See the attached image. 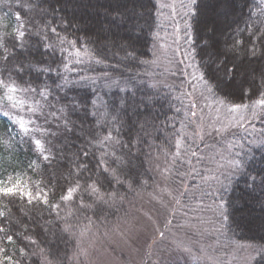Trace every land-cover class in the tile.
Returning <instances> with one entry per match:
<instances>
[{
    "label": "snow or ice",
    "instance_id": "6c2138e0",
    "mask_svg": "<svg viewBox=\"0 0 264 264\" xmlns=\"http://www.w3.org/2000/svg\"><path fill=\"white\" fill-rule=\"evenodd\" d=\"M65 2L0 0V11L8 9L0 16V105L7 102L16 112V115H10L9 111H0V116L6 118L13 129L0 130V264H65L68 259L74 264H86L90 253L81 243L70 258L52 253L47 239L51 221H47L49 227L39 224L42 213L47 210L59 218L61 208L75 202L81 209H90L99 219L105 209L118 202L122 206L125 197L120 189L136 191L149 186L152 177L147 170H134L130 159L132 147L147 144L148 140L137 137L135 141L130 139L128 144L120 140L125 126L122 117L133 107L135 93L121 87L126 82L117 79L113 73L119 71L121 64L128 67L155 63L154 60H140L141 55L149 53H141L137 45L141 40L145 43L151 40L155 48L159 33L154 32V27L164 9L171 10L174 33L183 32L184 45L173 52L174 55L179 53V59L172 75L182 77V83L188 85V91L183 93L190 98L183 112L187 124L181 122L180 131H175V123L161 125L174 132V144L164 152L163 164L159 160L156 164V171L165 186H158L148 193L149 203L153 205L151 209L126 213L112 231L131 246L145 236L141 264H144V257H147V264H178L181 258L185 264L191 260H195V264H201L202 260L204 264H221L217 258L203 256V248L194 251L193 244L183 241L169 242L167 247L162 244L173 226L178 231L195 230L200 235L208 232L206 226H210L212 232L227 238L229 232L235 234L242 227L236 218L242 194L251 196L259 191L264 195V70L259 72L257 79L255 72L249 74L245 68L252 61L264 60V0H257L255 4L252 0H244V8L239 7L238 0H180L179 12L175 3H164L163 0L154 3L149 0L150 8L143 0H128L131 7L128 3H117L111 9L112 23L124 27L128 39L120 44L113 42L117 51L111 53V59L116 61L115 64L110 63L107 45L89 48L88 45L96 42L85 39L81 44L80 38L73 36V32L80 29L66 16ZM250 5L254 11L245 13ZM177 15L179 22L175 19ZM254 16L256 21L249 23ZM34 37L36 45L33 44ZM178 39L174 38L173 43L176 44ZM34 46L42 56L49 57L50 62L25 64L19 58ZM58 54L61 56L59 63L55 59ZM151 55L155 56V51ZM84 57L95 66L97 75L81 74L73 83L88 86L97 99L69 97L64 91L69 81L62 73L73 71L83 63ZM26 69L49 77L55 75L64 83L53 80L55 89L47 83L43 87L28 86L22 78ZM99 88H115L113 95L117 99L100 101ZM121 92L123 96L119 95ZM22 93L25 98H21ZM32 94L40 100L33 99L31 105H26L27 96ZM199 101H204L203 107ZM89 105L92 111H89ZM141 105L147 110L149 100L141 99L135 103V109L139 110ZM25 108L35 119L26 121L19 116V111ZM205 108L210 109L207 116ZM76 111L91 116L103 132L102 136L90 132L88 144L102 150L107 145L120 144L128 151L119 155L114 150L105 153L95 169L89 167L90 153L86 146L67 154L64 146L57 145L61 143V136L74 134L76 125L69 115ZM175 111L180 113L181 109ZM41 117L47 127L38 124ZM53 122L55 130H51ZM189 126L193 127L191 134L185 132ZM16 128L18 132H15ZM32 133L39 134L38 138ZM207 138H212L214 143L209 145ZM23 145H27L33 156L26 163L19 159ZM201 146L208 148L211 154L202 152ZM58 153L59 159L67 161L66 172L49 171L57 161ZM197 165H206L208 175L198 171ZM28 174L39 178L26 180L24 176ZM197 175L208 185L206 189L198 186L199 197L196 192L189 194L190 185L195 181L185 183L189 177ZM206 199L211 203L206 204ZM261 207L264 209V202ZM206 211L211 212V219L204 218ZM161 213L165 214L163 230L156 227ZM178 213L185 221L183 224L175 222ZM72 215L71 212L67 214ZM67 216L62 226L58 224L61 236L75 237L78 228L79 238L91 232L94 226L91 217H86L87 223L79 227L78 218L72 223ZM37 227L42 231L37 232ZM150 227L152 236L147 235ZM102 236L107 239L109 233ZM94 246L95 242L89 244V247ZM237 247L243 252L239 258L241 264H264V244Z\"/></svg>",
    "mask_w": 264,
    "mask_h": 264
},
{
    "label": "trees",
    "instance_id": "16d2710c",
    "mask_svg": "<svg viewBox=\"0 0 264 264\" xmlns=\"http://www.w3.org/2000/svg\"><path fill=\"white\" fill-rule=\"evenodd\" d=\"M143 2L147 7H151L149 0H143ZM152 2L154 3L155 0H152ZM256 2L257 0H252V4H255ZM117 3H128V0H66L65 2L66 16L69 19H72L74 25L80 29L79 31L73 32V36L79 37L81 44L84 43L85 39L95 41L96 44L88 45L89 48L103 47L104 45H107L110 63L112 64H115L116 61L111 59V53L117 51V48L113 47V42L120 44L126 42L128 39V33L125 28L118 27L116 24L112 23V15L114 14L111 13V9L116 7ZM238 3L240 8H244V0H238ZM131 6V3H128V7ZM7 11L8 9L4 8L3 11H0V16H4ZM244 11L246 13L248 11H254V9L250 5ZM161 18V16L158 18L156 26L154 27V32L159 33V39L155 40V48H153V42L151 40L147 43H145L144 40H141L138 43L137 47L141 53H149L147 56L141 55L140 60H156L159 51ZM245 19H247V16H245ZM255 21L256 17L254 16L249 23ZM241 27H243V25H241ZM33 44H37L35 37L33 38ZM153 51H155V56L151 55ZM120 55H123V53H120ZM19 58L24 61L25 64L29 62H50V58L42 56L40 50H38L36 46L29 51L22 53ZM55 59L59 63L61 61V56L58 54ZM39 66H43V64H40ZM69 67L71 68L72 64H70ZM245 68L249 74L255 72L258 79L259 72L264 70V60L258 59L252 61L251 63L246 64ZM94 69L95 66L88 61L87 57H84L83 63L77 65L73 71L62 73L67 81H69L67 87L64 89L69 97L77 96L81 99L89 97L97 99V96H92L91 89L88 86L73 83L79 80L81 74L89 76L97 75V72ZM155 71L157 72L156 63H137L134 66L128 67L121 64L119 66V71L113 73L117 79L126 82L122 83L121 87H127L135 93L133 107L129 109L126 116L122 117L125 126L122 129L120 140L124 144H128L130 139L135 141L137 137L146 138L148 140L147 144H137L135 147H132V156L130 159L134 170H139L140 172H145L147 170L148 175L152 177V179L149 180V186L144 189L137 188L136 191H128L126 188L120 189L121 195L125 197L122 206L118 202L116 206L105 209L103 215L99 219L93 215L90 209H81L75 202L64 205L60 210L59 218H57L54 213L45 210L42 213L43 219H40L38 223L45 225V227H49L47 221H51L47 239L50 243L52 253L62 258L65 256L69 258L73 256L76 247L75 243L77 242L76 236H61L58 231V224L59 226H62V221L69 212L73 215L67 216V218L72 223H76L78 218L79 227H83V225L87 223L85 219L86 217H91L94 224L92 229L99 228V230H107V232H109L112 231L117 224L122 222L126 213L135 214L137 207L146 193L151 191L159 174L156 171L157 160L163 164L164 152L169 150L171 144H174L173 130L170 127L162 128L161 125L175 123V131H178L180 121V113L175 111L176 108H179L176 91L171 87L166 86L165 83L160 80V76L157 75ZM22 78L28 86L43 87L44 84L47 83V85L53 89H55L53 80H57L58 83H64L63 80H59L55 75L49 77L47 74H37L35 71H29L27 69L23 73ZM115 91V88L110 90L107 88H99V100L112 101L117 99V97L113 95ZM63 94L64 92H61V95ZM119 95L123 96L124 93L121 92ZM20 96L21 98H25L23 93L20 94ZM33 99L40 100V97L35 96L34 94L28 95L25 100L26 105H31ZM141 99L149 100L150 106L147 110L144 109L143 105H141L139 110L135 109V103H138ZM52 102L55 103V101ZM41 103H43L42 100ZM56 107H60V105H56ZM0 111H9L10 115H16V112L10 109L7 102L0 105ZM89 111H92L90 105ZM19 116L24 117L26 121L30 118L35 119V117H31L26 108L19 111ZM166 118H170V120ZM69 119H71L76 125L75 132L74 134H69L67 137L61 136V143L57 146H64L66 148V153L69 155L76 152L81 146H86L90 153L88 157L90 168L95 169L97 161L104 157L105 153L110 154L114 150L117 155H119L121 152L128 151L127 148H122L120 144H116L115 146L107 145L103 150L94 144H88L87 142L91 140V136L89 135L90 132L98 136H102L103 132L98 128L93 118L91 116H85L83 111L70 113ZM38 124L47 127L44 125L43 117L38 121ZM62 124L63 121H61V125ZM4 128L13 131L8 120L3 116H0V130ZM81 129H83V131H81ZM51 130H55V122H53V128ZM18 131L19 129L16 128L15 132ZM32 135L34 138H38L39 136L37 133H32ZM17 139L21 138L17 137ZM57 156V161L49 171L56 169L59 172H66L67 161L59 159V153ZM32 158V153L28 150L27 145H23L19 152V159L26 163ZM108 159L110 161V155L108 156ZM24 178L26 180H35L39 177L28 174L25 175ZM261 202H264V195L259 191L251 196L242 194L241 207L236 212V218L240 221L242 227L239 230H236L235 234L232 232L228 233L227 237L230 240L248 245L264 244V209L261 207ZM133 205L135 207H133ZM36 231L41 232L42 230L37 227ZM53 233H55V237H53ZM78 233L79 228L77 229V234ZM70 260L71 259L65 260V264H69L71 262Z\"/></svg>",
    "mask_w": 264,
    "mask_h": 264
},
{
    "label": "rangeland",
    "instance_id": "374dc122",
    "mask_svg": "<svg viewBox=\"0 0 264 264\" xmlns=\"http://www.w3.org/2000/svg\"><path fill=\"white\" fill-rule=\"evenodd\" d=\"M164 3H175L177 6V12L180 11L179 3L180 0H163ZM161 34H160V41H159V51L156 56V70L155 73L160 76V80L165 83L166 86L171 87L176 91L177 101L179 104V108L181 109L180 112V121L178 131L181 128V122L187 124V120L185 119L183 112L186 110L187 105L189 104V99L183 95L184 92L188 91L187 83H182L183 78L180 76H173L172 72L175 71L176 68V61L179 59V53L173 54L174 50L179 46L183 47V32L174 33L175 24L173 23L171 17V10L164 9L163 14L161 15ZM176 21H180V16H176ZM179 37L177 43L174 44V38ZM163 45V47H161ZM171 61V62H170ZM179 89V90H177ZM199 93L196 94V98L198 99ZM201 107L204 105V101H199ZM198 115L200 114L199 109H197ZM210 113V109L205 108L204 114L207 116ZM259 130V125L257 126ZM193 130L192 126L186 127L185 132L191 134ZM243 133L241 132L240 135ZM209 145L214 143L212 138H207L206 141ZM199 143V141H197ZM218 147V145H217ZM201 151L204 153H209L208 148H203L201 146ZM211 154V153H209ZM198 171L202 172L204 175H208L207 166H196ZM189 180H194L195 183L190 185V195L192 192H196L197 197H199L200 192L197 190L198 186H203V189L208 187L205 184L199 175L195 177H189L185 180V183L188 184ZM159 187H164V183L162 181V177L158 174V177L151 189L152 192L154 189ZM201 189V190H203ZM144 196L141 203L137 207V209L148 210L153 207L152 204L149 203L148 193ZM195 203V201H193ZM206 204H210V200H205ZM136 213V212H135ZM191 215V213L189 214ZM203 216L205 219H211L212 214L211 212H204ZM165 214L161 213L159 217V221L156 227L160 229H164L165 225ZM176 223L183 224L185 221L178 213L176 218ZM200 235L199 232L195 230H180L178 231L174 226L171 227V230L168 232L162 247H167L169 242H181L183 241L185 244H193L194 251L196 248H203L204 253L203 256H212L217 258L221 264H241L240 257L243 255V252L237 246H247L248 244L237 243L233 240H230L228 237L225 236H218L215 232L210 230ZM152 228L150 227L147 231L148 236H152ZM107 232V230H99V228L92 229L90 233H86L83 238H79L78 234L76 236L77 242L75 250L76 251L77 244L81 243L83 247L87 248L90 256L86 264H141V257L143 256V251L141 249L144 245L145 236H141L139 240L136 241L135 246H131L122 242L118 235H115L113 231H109V236L107 239H104L102 234ZM187 233V234H186ZM153 239H158V237L153 236ZM95 242V246L89 247V244ZM214 249H219L218 251ZM233 257H236L233 260ZM71 261V260H70ZM69 264H74L71 261ZM144 264H147V257H144ZM178 264H185L184 259H179ZM189 264H195V260H191ZM201 264H204V261H201Z\"/></svg>",
    "mask_w": 264,
    "mask_h": 264
}]
</instances>
